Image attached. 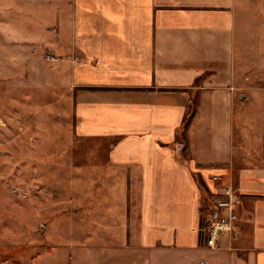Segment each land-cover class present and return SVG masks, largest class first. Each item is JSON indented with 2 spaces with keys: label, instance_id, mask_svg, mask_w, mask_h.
<instances>
[{
  "label": "crops",
  "instance_id": "1",
  "mask_svg": "<svg viewBox=\"0 0 264 264\" xmlns=\"http://www.w3.org/2000/svg\"><path fill=\"white\" fill-rule=\"evenodd\" d=\"M53 1L46 95L63 92L124 189V237L81 248L94 264H264V0ZM229 184L237 230L211 249Z\"/></svg>",
  "mask_w": 264,
  "mask_h": 264
},
{
  "label": "rangeland",
  "instance_id": "2",
  "mask_svg": "<svg viewBox=\"0 0 264 264\" xmlns=\"http://www.w3.org/2000/svg\"><path fill=\"white\" fill-rule=\"evenodd\" d=\"M57 6L0 0V264H94L81 247L124 237V189L97 165L106 146L76 136L62 91L46 95Z\"/></svg>",
  "mask_w": 264,
  "mask_h": 264
},
{
  "label": "built area",
  "instance_id": "3",
  "mask_svg": "<svg viewBox=\"0 0 264 264\" xmlns=\"http://www.w3.org/2000/svg\"><path fill=\"white\" fill-rule=\"evenodd\" d=\"M49 60H53L48 58ZM215 181H221V177H215ZM220 198L212 201L208 207L205 232L208 236V246L217 249L221 236L226 233H235L239 221V208L242 204L241 196L236 193L233 185L224 187V193Z\"/></svg>",
  "mask_w": 264,
  "mask_h": 264
}]
</instances>
